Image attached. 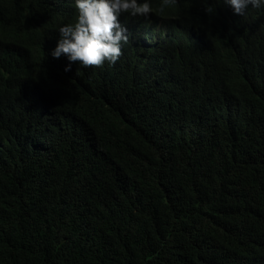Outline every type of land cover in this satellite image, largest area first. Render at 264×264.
Returning <instances> with one entry per match:
<instances>
[{
	"label": "trees",
	"instance_id": "obj_1",
	"mask_svg": "<svg viewBox=\"0 0 264 264\" xmlns=\"http://www.w3.org/2000/svg\"><path fill=\"white\" fill-rule=\"evenodd\" d=\"M150 3L65 71L71 0H0V264H264V30Z\"/></svg>",
	"mask_w": 264,
	"mask_h": 264
},
{
	"label": "clouds",
	"instance_id": "obj_2",
	"mask_svg": "<svg viewBox=\"0 0 264 264\" xmlns=\"http://www.w3.org/2000/svg\"><path fill=\"white\" fill-rule=\"evenodd\" d=\"M178 0H160L159 10L173 5ZM75 19L61 23L54 48L50 50L53 58L62 55L68 62L65 71L71 70L72 63L79 68L101 67L105 63L114 65L121 56L123 44L129 41V30L120 23L118 17L147 18L153 12L150 0H71ZM206 3V0H205ZM224 16L227 25L246 24L247 32L264 30V17L249 8L264 10V0H223ZM211 7L205 11L211 12ZM144 34L139 32L136 38ZM151 42L156 43L166 34L165 29L146 33ZM146 39V38H145ZM146 43V44H150Z\"/></svg>",
	"mask_w": 264,
	"mask_h": 264
},
{
	"label": "rangeland",
	"instance_id": "obj_3",
	"mask_svg": "<svg viewBox=\"0 0 264 264\" xmlns=\"http://www.w3.org/2000/svg\"><path fill=\"white\" fill-rule=\"evenodd\" d=\"M151 41V38H146V39H143V42L146 44V43H150Z\"/></svg>",
	"mask_w": 264,
	"mask_h": 264
}]
</instances>
